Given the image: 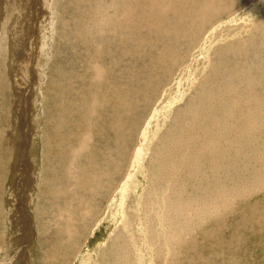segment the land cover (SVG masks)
I'll return each instance as SVG.
<instances>
[{
  "label": "rangeland",
  "instance_id": "rangeland-1",
  "mask_svg": "<svg viewBox=\"0 0 264 264\" xmlns=\"http://www.w3.org/2000/svg\"><path fill=\"white\" fill-rule=\"evenodd\" d=\"M128 1L0 0V163L10 162L0 191V264H264V0ZM113 35L119 43L108 39ZM48 146L61 148L58 156Z\"/></svg>",
  "mask_w": 264,
  "mask_h": 264
},
{
  "label": "bare ground",
  "instance_id": "bare-ground-1",
  "mask_svg": "<svg viewBox=\"0 0 264 264\" xmlns=\"http://www.w3.org/2000/svg\"><path fill=\"white\" fill-rule=\"evenodd\" d=\"M108 1H109V0H108ZM125 1H127V0H125ZM129 1H130V0H129ZM129 1H128V2H129ZM144 1H145V0H144ZM159 1H162V0H159ZM178 1H179V0H178ZM188 1H189V0H188ZM201 1H203V0H201ZM215 1H216V0H215ZM224 1H225V0H224ZM224 1H223V2H224ZM226 1H227V0H226ZM226 1H225V2H226ZM238 1L240 2V0H238ZM249 1H250V0H249ZM253 1H254V0H253ZM253 1H252V3H254ZM257 1H258V0H257ZM111 2H112V1H111ZM120 2H121V1H120ZM150 2H151V1H150ZM166 2H167V1H165V3H166ZM193 2H194V1H193ZM209 2H210V0H209ZM236 2H237V1H236ZM243 2H244V0H243ZM79 3H80V1H79ZM115 3H116V2H115ZM115 3H113V4H115ZM123 3H124V2H123ZM153 3H154V2H153ZM153 3H152V4H153ZM157 3H158V1H157ZM161 3H162V2H161ZM169 3H170V2H169ZM174 3H175V2H174ZM185 3H187V1H186ZM188 3H189V2H188ZM196 3H197V2H196ZM201 3H202V2H201ZM99 4H100V3H99ZM139 4H140V3H139ZM141 4H142V1H141ZM143 4H144V3H143ZM189 4H190V3H189ZM189 4H188V5L186 4L187 7L189 6ZM234 4H236V3H234ZM241 4H242V3H241ZM254 4H255V3H254ZM116 5H117V4H116ZM129 5H130V4H129ZM155 5L157 6L156 2L154 3V8H155ZM162 5H163V4H162ZM162 5H161V7L163 8ZM166 5L169 6V4H166ZM184 5H185V4H184ZM186 5H185V6H186ZM202 5H203V4H202ZM225 5H226V4H225ZM227 5H228V2H227ZM236 5H237V4H236ZM236 5H235V6H236ZM80 6H81V5H80ZM110 6L112 7L111 4H110ZM126 6L128 7V4H127V3H126ZM150 6H151V5H150ZM152 6H153V5H152ZM158 6H160L159 3H158ZM158 6H157V7H158ZM164 6H165V5H164ZM197 6H198V5H197ZM197 6H196V7H197ZM199 6H200V5H199ZM213 6H214V5H213ZM229 6H230V5H229ZM114 7H115V6H114ZM114 7H113V8H114ZM78 8H79V7H78ZM81 8H82V7H81ZM116 8H117V7H116ZM116 8H115V9H116ZM168 8H170V7H168ZM188 8H190V7H188ZM200 8H201V7H200ZM200 8H199V9H200ZM211 8H212V7H211ZM214 8H215V7H214ZM222 8H223V7H222ZM246 8H248V7H246ZM133 9H134V8H133ZM158 9H159V8H158ZM158 9H157V10H158ZM163 9H164V8H163ZM170 9H171V8H170ZM194 9H195V7H194ZM235 9H236V8H235ZM116 10H117V9H116ZM130 10H131V9H130ZM134 10H135V9H134ZM166 10H167V9H165V11H166ZM172 10H173V9H172ZM195 10H196V9H195ZM200 10H202V9H200ZM203 10H204V9H203ZM222 10H223V9H222ZM224 10H225V9H224ZM82 11H83V10H82ZM146 11H147V10H146ZM146 11H145V9H144V12H145L146 15H147V14H148V11H147V12H146ZM163 11H164V10H163ZM177 11H178V10H177ZM189 11H190V10H189ZM207 11H209V9H207ZM212 11H213V10H212ZM215 11H216V10H215ZM226 11H227V10H226ZM245 11H246V10H245ZM178 12H179V11H178ZM178 12H177V13H178ZM198 12H200V11H198ZM204 12H206V11H204ZM227 12H228V11H227ZM124 13H126V12H124ZM145 13H144V14H145ZM149 13H150V12H149ZM171 13H172V12H171ZM201 13H202V12H201ZM240 13H241V12H240ZM40 14H41V13H40ZM109 14H110V12H109ZM122 14H123V12H121V14H120V13H115V14L112 16V18L110 17L111 19H110L109 22L113 23L114 21H118L119 18H120V16H121ZM193 14H194V13H193ZM209 14H210V13H209ZM209 14H208V15H209ZM223 14H224V13H223ZM226 14H228V13L225 12V16H226ZM90 15H91V14H90ZM162 15H163V14H162ZM166 15H168V14H166ZM198 15H199V13H198ZM198 15H197V16H198ZM204 15H205V13H204ZM208 15L206 14L207 17H209ZM210 15H211V14H210ZM88 16H89V15H88ZM102 16H103V15H102ZM155 16H156V15H155ZM193 16H194V15H193ZM214 16H215V14H214ZM214 16H213V17H214ZM236 16H237V15H236ZM49 17H50V16H49ZM132 17H133V16H132ZM153 17H154V16H153ZM234 17H235V16H234ZM103 18H104V17H103ZM197 18H198V17H197ZM199 18H200V17H199ZM219 18H220V17H219ZM90 19H91V18H90ZM97 19H98V18H97ZM142 19H143V18H142ZM191 19H192V18H191ZM208 19H209V18H208ZM217 19H218V18H217ZM217 19H216V20H217ZM105 20H106V19H105ZM176 20H178V19L176 18ZM185 20H186V19H185ZM201 20L203 21V20H205V19L203 18V19H201ZM210 20H211V19H210ZM210 20H207L206 22H208V21H210ZM164 21H165V20H164ZM164 21H163V22H164ZM167 21H169V20H167ZM186 21H187V20H186ZM197 21H198V20H197ZM127 22H128V21H127ZM173 22H175V21H173ZM192 22H193V21H192ZM194 22H195V21H194ZM200 22H201V21H200ZM200 22H199V23H200ZM203 22H204V21H203ZM203 22H202V24H203ZM214 22H215V21H214ZM149 23H150V22H149ZM190 23H191V22H190ZM204 23H205V22H204ZM212 23H213V22H212ZM217 23H218V22H217ZM219 23H220V22H219ZM130 24H131V21H130ZM144 24H145V23H144ZM150 24H151V23H150ZM169 24H170V23H169ZM106 25H107V24H106ZM155 25H156V24H155ZM171 25H172V24H171ZM193 25H194V24H193ZM199 25H201V24H199ZM210 25H211V24H210ZM144 26H145V25H144ZM149 26H151V25L148 24V30H150V32H151L152 30H151V28L149 29ZM86 27L88 28L87 25H86ZM101 27H103V26L101 25ZM108 27H109V26H108ZM119 27H120V26H119ZM172 27H173V26H172ZM198 27H200V29H201V26H198ZM204 27H205V26H204ZM89 28H90V27H89ZM94 28H95V27H94ZM98 28H99V27H98ZM117 28H118V27H116V29H117ZM138 28H140V27H138ZM146 28H147V27H146ZM169 28H170V27H169ZM190 28H191V25H190ZM192 28H193V27H192ZM208 28H209V27H208ZM246 28H248V27H246ZM246 28H245V29H246ZM102 29H103V28H101V30H102ZM135 29H136V28H135ZM140 29H142V28H140ZM188 29H189V28H188ZM188 29H186V30H188ZM204 29H205V28H204ZM103 30H104V29H103ZM124 30H125V29H124ZM144 30L146 31V29H144ZM148 30H147V31H148ZM208 30H209V29H208ZM227 30H228V28H227ZM242 30H243V29H242ZM247 30H249V29H247ZM104 31H105V30H104ZM106 31H107V30H106ZM195 31H196V30H195ZM195 31H194V32H195ZM205 31H206V30H205ZM249 31H250V30H249ZM109 32H110V31H109ZM111 32H112V30H111ZM148 32H149V31H148ZM189 32H190V31H189ZM196 32H197V31H196ZM200 32H201V31H200ZM202 32H203V31H202ZM103 33H104V32H103ZM203 33H204V32H203ZM208 33H209V32H208ZM213 33H214V32H213ZM105 34H107V33H105ZM179 34H180V33H179ZM189 34H190V33H189ZM201 34H202V33H201ZM225 34H226V33H225ZM116 35H119V34H116ZM120 35H121V32H120ZM122 35H123V34H122ZM132 35H133V34H132ZM140 35H141V34H140ZM180 35H181V34H180ZM183 35H184V34H183ZM194 35H195V34H194ZM194 35H193V38L195 39V36H194ZM196 35H197V34H196ZM198 35H199V31H198ZM159 36H160V35H159ZM185 36H186V35H185ZM185 36H184V37H185ZM189 36H191V35H189ZM189 36H188V37H189ZM139 37H140V36H139ZM155 37H156V36H155ZM175 37L178 38L179 36L176 35ZM181 37H182V36H181ZM181 37H180V38H181ZM102 38H103V37H102ZM106 38H107V37H106ZM130 38H131V37H130ZM148 38H149V37H148ZM177 38H176V39H177ZM180 38H179V39H180ZM197 38H198V37H197ZM212 38H213V37H212ZM88 39H89V38H88ZM100 39H101V38H100ZM108 39H109V40H112V42H114L113 40H115L114 43H119V42H120L119 38L115 37L114 35L112 36V39H111V37H108ZM145 39H146V38H145ZM166 39H167V38H166ZM166 39H165V41H166ZM188 39H190V38H188ZM194 39H193V40H194ZM93 40H94V39H93ZM97 40H98V39H97ZM151 40H152V39H151ZM151 40H150V41H151ZM162 40H164V39L162 38ZM95 41H96V40H95ZM150 41H149L148 43H150ZM197 41H198L197 43H199L200 40L197 39ZM87 42H88V41H87ZM96 42H97V41H96ZM157 42H158V41H157ZM121 43H122V42H121ZM152 43H154L153 40H152ZM175 43H176V42H175ZM99 44H100V43H99ZM140 44H141V43H140ZM143 44H144V43H143ZM161 44H162V43H161ZM248 44H249V43H248ZM101 45H107V44H101ZM125 45H126V44H125ZM157 45H158V44H157ZM157 45H156V46H157ZM204 45H205V44H204ZM241 45H243V44H241ZM241 45H240V46H241ZM139 47H140V45H139ZM144 47H145V46H144ZM146 47H147V46H146ZM196 47H197V46H196ZM227 47H228V45H227ZM97 48H98V47H97ZM102 48H103V47H102ZM191 48H192V47H191ZM230 48H232V47H230ZM236 48H237V47H236ZM128 49H129V48H128ZM256 49H257V48H256ZM259 49H260V48H259ZM263 49H264V48H263ZM125 50H126V49H125ZM228 50H229V49H228ZM246 50L248 51V48H247ZM257 50H258V49H257ZM261 50H262V49H261ZM223 51H224V50H223ZM248 52H249V51H248ZM46 54H47V53H46ZM248 54H250V53H248ZM128 55H129V53L127 54V56H128ZM175 55H176V54H175ZM129 56H132V54L129 55ZM137 56H138V55H137ZM142 56H143V55H142ZM142 56H140V57H142ZM144 56H146V55L144 54ZM253 57H255V56H253ZM124 58H125V57H124ZM124 58H123V59H124ZM128 58H129V57H128ZM142 58H143V57H142ZM142 58H141V59H142ZM250 58H251V55H250ZM139 59H140V58H139ZM247 59H249V58H247ZM257 59H258V58H257ZM6 60H7V59H6ZM126 60H127V59H126ZM255 61H256V60H255ZM257 61H258V60H257ZM96 62H97V61H96ZM223 63H224V62H223ZM248 63H249V62H248ZM254 63H255V62H254ZM258 63H259V62H258ZM258 63L256 62V64H258ZM262 63H263V62H262ZM262 63H261V64H262ZM213 64H214V63H213ZM130 65H131V64H130ZM206 65H207V64H206ZM20 66H21V65H20ZM38 66H39V65H38ZM207 66H208V65H207ZM211 66H212V65H211ZM215 66L217 67V65H215ZM215 66H214V67H215ZM220 66H222V65H220ZM232 66H234V65H232ZM257 66H258V65H257ZM261 66H262V65H261ZM208 67H209V66H208ZM231 68H232V67H231ZM212 70H213V67H212ZM98 71H99V70H98ZM217 71H218V70H217ZM29 72H30V71H29ZM31 72H32V71H31ZM118 72H119V71H118ZM120 72H121V71H120ZM218 73H219V72H218ZM218 73H217V74H218ZM247 73H248V72H247ZM117 74H118V73H117ZM222 74L225 75V73H222ZM230 74H231V73H230ZM230 74H229V76H230ZM242 74H243V73H242ZM244 74H245V73H244ZM244 74H243V75H244ZM256 74H257V73H256ZM30 75H31V74H30ZM220 75H221V74H220ZM220 75L218 74V78H220V77L222 76V75H221V76H220ZM248 75H249V74H248ZM254 75H255V74H254ZM219 76H220V77H219ZM98 77H99V76H98ZM225 77H227V76H225ZM225 77H224V78H225ZM260 77L262 78V76H260ZM30 78H31V77H30ZM222 78H223V77H222ZM227 78H228V77H227ZM240 78H241V77H240ZM247 78H248V77H247ZM261 78H260V79H261ZM31 79H32V78H31ZM93 80H94V79H93ZM95 80H96V79H95ZM232 80H234L233 77H232ZM238 80H240V79H238ZM257 80H258V79H257ZM98 81L100 82V80H98ZM195 81H196V80H195ZM249 81H250V79H249ZM253 81H254V79H253ZM229 82H230V81H229ZM231 82H232V81H231ZM254 82H255V81H254ZM223 83H224V82H223ZM226 84H227V82H226ZM241 84H243V83L241 82ZM245 84H246V82H245ZM248 84H249V82H248ZM260 84H261V82H260ZM32 85H33V84H32ZM224 85H225V84H224ZM237 85H238V84H237ZM239 85H240V84H239ZM258 85H259V83H258ZM157 86H158V84H157ZM225 86H226V85H225ZM233 86H234V85H233ZM31 87H32V86H31ZM38 87H39V86H38ZM41 87H42V86H41ZM150 87H151V86H150ZM150 87H149V88H150ZM163 87H164V86H163ZM237 87H238V86H237ZM242 87H243V86H242ZM256 87H258V86H256ZM33 88H34V86H33ZM33 88H31V90H32ZM156 88L159 89L158 87H156ZM195 88H196V87H195ZM243 88H245V87H243ZM19 89H20V88H19ZM29 89H30V88H29ZM38 89H39V88H38ZM106 89H108V88H106ZM106 89H103V90H106ZM147 89H148V88H147ZM150 89H151V88H150ZM157 89H156V90H157ZM246 89H247V88H246ZM246 89H244V90H246ZM249 89H250V88H249ZM249 89H248V90H249ZM251 89H252V88H251ZM256 89H257V88H256ZM256 89H255V90H256ZM259 89H260V88H259ZM103 90H102V91H103ZM236 90H237V89H236ZM244 90H243V91H244ZM262 90H263V89H262ZM34 91H35V90H34ZM96 91H97V89H96ZM110 91H111V90H110ZM161 91H162V90H161ZM240 91H241V89H240ZM240 91H239V94H240ZM258 91H259V90H258ZM258 91H257V93H258ZM105 92H106V91H105ZM108 92H109V91H108ZM232 92H233V91H232ZM252 92H253V91H252ZM261 92H262V91H261ZM32 93H33V92H32ZM157 93H158V92H157ZM228 93L231 94L230 91H229ZM245 93H246V92H245ZM253 93H254V92H253ZM259 93H260V92H259ZM33 94H34V93H33ZM243 94H244V93H243ZM260 94H261V93H260ZM262 94H264V92H262ZM234 95H235V93H234ZM29 96H30V95H29ZM209 96H210V95H209ZM229 96H230V95H229ZM207 97H208V96H207ZM213 97H214V96H213ZM232 97H233V96H232ZM232 97H231V98H232ZM234 97H235V96H234ZM238 97H239V96H238ZM241 97H242V96H241ZM262 97H263V96H262ZM200 98H201V97H200ZM214 98H215V97H214ZM242 98H245V97L243 96ZM212 99H213V98H212ZM216 99H217V97H216ZM227 99H228V98H227ZM235 99H236V98H235ZM238 99H240V98H238ZM257 99H258V98H257ZM261 99H262V98H261ZM205 100H206V99H205ZM207 100H209V99H207ZM210 100H211V99H210ZM230 100H231V99H230ZM241 100H243V99H241ZM263 100H264V98H263ZM211 101H212V100H211ZM233 101H234V100H233ZM243 101H244V100H243ZM248 101H249V100H248ZM261 101H262V100H261ZM261 101H260V103H261ZM37 102H38V101H37ZM216 102H217V101H216ZM230 102H231V101H230ZM241 102H242V101H241ZM254 102H255V101H254ZM31 103H32V101H31ZM199 103H200V101H199ZM239 103H240V102H239ZM245 103H246V102H245ZM249 103H250V102H249ZM249 103H248V104H249ZM203 104L205 105L206 103H203ZM212 104H213V102H212ZM212 104H210V105H212ZM228 104H229V103H228ZM228 104H227V105H228ZM242 104H243V103H242ZM215 105H216V104H215ZM217 105H218V102H217ZM217 105H216V106H217ZM231 105H232V104H231ZM250 105H252V103H251ZM262 105H263V104H262ZM202 106H203V105H202ZM207 106H208V105H207ZM239 106H240V105H239ZM220 107H221V106H220ZM248 107H249V106H248ZM37 108H38V107H37ZM204 108H205V111H206V107H204ZM209 108H212V107L210 106ZM209 108H208V109H209ZM213 108H215V107H213ZM223 108H226V106H224ZM249 108H250V107H249ZM249 108H248V110H249ZM208 109H207V110H208ZM218 109L220 110L219 106H218ZM221 109H222V108H221ZM234 109H235V107H234ZM237 109H238V107H237ZM240 109H241V108H240ZM250 109H251V108H250ZM256 109H257V107H256ZM201 110H202V109H201ZM201 110H200V111H201ZM243 110H244V109H243ZM198 111H199V110H198ZM208 111H209V110H208ZM231 111H232V110H231ZM254 111H256V110H254ZM36 112H37V111H36ZM202 112H203V111H202ZM202 112H201V114H202ZM233 112H235V111L233 110ZM233 112H232V113H233ZM241 112H242V111H241ZM236 113H237V112H236ZM239 113H240V112H239ZM253 113H254V112H253ZM257 113H258V112H257ZM198 114H200V113H198ZM204 114H205V113H204ZM213 114H215V113H213ZM213 114H211V116H212ZM228 114H229V113H228ZM237 114H238V113H237ZM243 114H244V113H243ZM261 114H262V112H261ZM196 115H197V114H196ZM207 115H208V113H207ZM217 115H218V114H217ZM229 115H230V114H229ZM229 115H228V116H229ZM250 115H251V114H250ZM29 116H30V115H29ZM38 116H39V115H38ZM197 116H198V115H197ZM202 116H203V115H202ZM209 116H210V115H209ZM225 116H226V115H225ZM231 116H232V115H231ZM236 116H237V115H236ZM236 116H235V117H236ZM253 116H255V115H253ZM259 116H260V115H259ZM259 116H256V117H259ZM195 117H196V116H195ZM199 117H201V116H199ZM199 117H198V119H199ZM205 117H207V116H205ZM205 117H204V118H205ZM239 117H240V116H239ZM261 117H262V116H261ZM216 118H217V117H216ZM216 118H215V119H216ZM229 118H230V117H229ZM229 118H228V119H229ZM247 118H248V117H247ZM252 118H253V117H252ZM179 119H180V118H179ZM185 119H186V118H185ZM190 119H191V117H190ZM190 119H189V120H190ZM198 119H197V120H198ZM205 119H206V118H205ZM205 119H204V121H205ZM225 119H226V118H225ZM231 119H232V118H231ZM236 119H238V118L236 117ZM244 119H245V118H244ZM259 119H260V117H259ZM259 119H258V120H259ZM182 120H184V119H182ZM208 120H210V118H208ZM211 120H212V119H211ZM217 120H218V119H217ZM234 120H235V119H234ZM234 120H233V121H234ZM238 120H239V119H238ZM238 120H237V121H238ZM258 120H257V121H258ZM36 121H37V120H36ZM215 121H216V120H215ZM215 121H214V122H215ZM219 121H220V120H219ZM222 121H223V120H222ZM227 121H228V120H227ZM235 121H236V120H235ZM247 121H248V120H247ZM247 121H246V122H247ZM252 121H254V120H252ZM186 122H187V121H186ZM189 122H191V120H190ZM192 122H193V121H192ZM199 122H200V121H199ZM201 122H202V121H201ZM241 122H243V121H241ZM244 122H245V121H244ZM254 122H255V121H254ZM262 122H263V121H262ZM262 122H261V123H262ZM178 123H180V122L178 121ZM197 123H198V122H197ZM197 123H196V124H197ZM216 123H217V122H216ZM229 123H230V122H229ZM29 124H30V123H29ZM206 124H207V123H206ZM223 124H224V123H223ZM242 124H243V123H242ZM252 124H253V123H252ZM181 125L184 126L183 123H182ZM198 125H199V124H198ZM203 125H204V122H203ZM220 125H221V124H220ZM233 125H234V124H233ZM248 125H249V123H248ZM248 125H247V126H248ZM261 125H262V124H260V126H261ZM175 126H177V125H175ZM209 126H210V125H209ZM214 126H215V124H214ZM226 126H227V125H226ZM238 126H239V125H238ZM240 126H241V125H240ZM250 126H251V125H250ZM253 126H254V125H253ZM256 126H257V125H256ZM30 127L33 128V126H30ZM34 127H35V126H34ZM54 127H55V126H54ZM82 127H83V126H82ZM194 127H195V126H194ZM196 127H197V126H196ZM199 127H200V125H199ZM205 127H206V126H205ZM217 127H218V126H217ZM222 127H223V126H222ZM224 127H225V126H224ZM233 127H234V126H233ZM38 128H39V127H38ZM173 128H174V126H173ZM206 128H207V127H206ZM210 128H211V127H210ZM218 128H219V127H218ZM59 129H60V127H59ZM191 129H193V128H191ZM194 129H195V131H196L197 128H194ZM201 129H202V127H201V128H198V130H201ZM221 129H222V128H221ZM223 129H224V128H223ZM233 129H234V128H233ZM31 130H32V129H31ZM31 130H30V131H31ZM34 130H35V129H34ZM172 130H173V129H172ZM174 130H175V129H174ZM198 130H197V131H198ZM203 130H204V129H203ZM224 130H225V129H224ZM230 130H231V129H230ZM230 130L228 131V129H227V131H228L229 133H230ZM36 131H37V129H36ZM54 131H55V130H54ZM182 131H183V130H182ZM188 131H189V130H188ZM188 131H187V132H188ZM197 131H196V132H197ZM206 131H207V129H206ZM206 131H205V132H206ZM61 132H62V131H61ZM176 132H177V130L175 131V133H176ZM178 132H179V128H178ZM192 132H193V131H192ZM196 132H195V133H196ZM199 132H200V131H199ZM34 133L36 134V132H34ZM41 133H42V131H41ZM41 133H39V134L41 135ZM197 133H198V132H197ZM222 133H223V132H222ZM30 134H32V131L30 132ZM50 134H53V135H54L55 133H50ZM177 134H178V133H177ZM201 134H202V133H201ZM208 134L210 135L209 131H208ZM208 134H207V135H208ZM237 134L239 135V133H237ZM33 135H34V134H33ZM80 135H82V136H81V138H80L79 141H84V136H83V134H80ZM170 135H171V134H170ZM213 135H214V134H213ZM235 135H236V134H235ZM11 136H12V135H11ZM11 136H10V137H11ZM45 136H46V135H45ZM50 136H51V135H50ZM175 136H176V135H175ZM178 136H179V135H178ZM181 136H183V135H181ZM184 136H185V135H184ZM193 136H194V135H193ZM211 136H212V135H211ZM216 136H217V135H216ZM231 136H232V135H231ZM240 136H241V135H240ZM10 137H9V138H10ZM60 137H61V134H60ZM179 137H180V136H179ZM179 137H176V138H179ZM208 137H209V136H208ZM225 137H226V136H225ZM233 137H235V136H233ZM29 138H30V137H29ZM42 138H43V137H42ZM55 138H56V137H55ZM169 138H170V136H169ZM181 138L183 139V137H181ZM185 138H186V136H185ZM190 138H191V137H190ZM217 138H218V137H217ZM221 138H222V136H221ZM229 138H231V137H229ZM258 138H259V137H258ZM43 139H44V138H43ZM58 139H59V138H57V140H58ZM179 139H180V138H179ZM186 139H187V138H186ZM203 139H205V138H203ZM213 139H214V138H213ZM213 139H212V140H213ZM215 139H216V137H215ZM240 139H242V137H241ZM11 140H12V139H11ZM29 140H30V139H29ZM41 140H42V139H41ZM62 140H63V139H61L60 141L62 142ZM170 140H171V139H170ZM172 140H175V138L173 139V137H172ZM187 140H188V139H187ZM233 140H234V139H233ZM242 140H244V139H242ZM31 141H32V140H31ZM46 141H47V140H46ZM52 141H53V140H52ZM79 141H78V142H79ZM176 141H177V139H176ZM190 141H192V138H191ZM204 141H205V140H204ZM204 141H203V142H204ZM210 141H211V140H210ZM220 141H221V140H220ZM244 141H245V140H244ZM29 142H30V141H29ZM38 142H39V141H38ZM41 142H42V141H41ZM71 142H72V141H71ZM183 142L185 143V141H183ZM206 142H209V141L206 140ZM211 142H212V141H211ZM224 142H225V141H224ZM237 142H238V141H237ZM237 142H236V143H237ZM241 142H242V141H241ZM256 142H257V141H256ZM8 143H9V142H8ZM51 143H52V142H51ZM51 143H50V144H51ZM76 143H77V142H76ZM79 143H81V142H79ZM79 143H78V144H79ZM166 143H167V140H166ZM172 143H173V142H172ZM176 143H177V142H176ZM212 143H213V142H212ZM218 143H219V142H217L216 144H218ZM225 143H226V142H225ZM238 143H239V142H238ZM31 144H32V143H31ZM33 144H34V143H33ZM38 144H39V143H38ZM48 144H49V143H48ZM48 144H47V145H48ZM56 144H57V142H56ZM59 144H61V143H59ZM78 144H77V145H78ZM169 144H170V143H169ZM178 144L180 145V143H178ZM178 144H177V145H178ZM210 144H211V143H210ZM213 144H214V143H213ZM220 144H221V143H220ZM223 144H224V143H223ZM245 144H246V143H245ZM262 144H263V143H262ZM41 145H42V144H41ZM69 145H70V144H69ZM81 145H82V144H81ZM81 145H80V146H81ZM167 145H168V143H167ZM182 145H183V144H182ZM193 145H194V144H193ZM198 145H199V144H198ZM200 145H201V144H200ZM204 145H205V143H204ZM204 145H202L201 147H203ZM207 145H208V144H207ZM218 145H219V144H218ZM224 145H225V144H224ZM239 145H240V144H239ZM253 145H254V144H253ZM27 146H28V145H27ZM42 146H43V145H42ZM42 146H41V147H42ZM49 146H50V145H49ZM49 146L46 148V150L51 151L50 153L53 152L52 154H56V153L58 154V152H56V151H58V150L61 149V148H57L58 150L55 149V150H56V151H55V150L52 149L53 147L50 148ZM55 146H57V145H55ZM60 146H61V145H60ZM168 146H169V145H168ZM170 146L173 147V144L170 145ZM184 146H186V145H184ZM190 146H191V145H190ZM190 146H189V147H190ZM196 146H197V145H196ZM230 146H231V144H230ZM237 146H238V145H237ZM242 146H244V145H242ZM242 146H241V147H242ZM263 146H264V145H263ZM32 147H33V146H32ZM61 147H63V146H61ZM115 147H116V146H115ZM189 147H188V148H189ZM192 147H193V146H192ZM198 147H199V146H198ZM213 147H214V146H213ZM247 147H248V146H247ZM12 148H13V147L11 146V149H12ZM33 148H34V147H33ZM33 148H32V149H33ZM43 148H44V147H43ZM72 148H73V145H72ZM78 148H79V147H78ZM81 148H82V147H81ZM183 148H184V147H183ZM196 148H197V147H195V149H196ZM210 148H211V147H210ZM219 148H221V147H219ZM257 148H258V147H257ZM1 149H2V148H1ZM6 149H9V148L7 147ZM27 149H30V148H27ZM34 149H35V148H34ZM37 149H39V148H37ZM44 149H45V148H44ZM74 149H75V148H74ZM74 149H73V150H74ZM180 149H181L180 151H182L181 145H180ZM186 149H187V147H186ZM192 149H193V148H192ZM201 149H202V148H201ZM211 149H212V148H211ZM213 149H214V148H213ZM213 149H212V150H213ZM217 149H218V148H217ZM248 149H249V148H248ZM259 149H260V147H259ZM14 150H15V149H12L13 152L11 151V153H13V155L15 154ZM25 150H26V149H25ZM41 150H42V149H41ZM80 150H81V149H80ZM165 150H166V149H165ZM167 150H168V149H167ZM167 150H166V151H167ZM171 150H172V149H171ZM171 150H170V151H171ZM175 150H176V149H175ZM202 150H203V149H202ZM214 150H216V149H214ZM214 150H213V151H214ZM227 150H228V149H227ZM240 150H241V149H240ZM243 150H245V149H243ZM250 150H251V149H250ZM8 151H10V150H8ZM26 151H29V150H26ZM32 151H33V150H32ZM32 151H31V153H32ZM35 151H36V150H35ZM37 151L39 152V150H37ZM63 151L65 152V150H63ZM199 151H200V150H199ZM206 151H207V149H206ZM206 151H204L203 153L205 154ZM223 151H224V150H223ZM236 151H237V150H235V152H236ZM261 151H262V149H261ZM6 152H7V151L5 150L4 153H6ZM29 152H30V151H29ZM42 152H43V151H42ZM66 152H67V151H66ZM172 152H173V151H172ZM195 152H197V151H195ZM216 152H217V151H216ZM218 152H219V151H218ZM226 152H227V151H226ZM247 152H248V151H247ZM259 152H260V151H259ZM25 153H26V152H25ZM27 153H28V152H27ZM34 153H35V152H34ZM36 153H37V152H36ZM36 153H35V154H36ZM69 153H70V152H69ZM170 153H171V152H170ZM182 153H184V152H182ZM197 153H198V152H197ZM199 153H202V152H199ZM212 153H213V152H212ZM212 153H211V154H212ZM238 153H239V152H238ZM243 153H245V152H243ZM254 153H255V152H254ZM8 154H9V153H8ZM28 154H29V153H28ZM40 154H41V156H42V153H40ZM48 154H49V153H48ZM57 154H56V155H57ZM60 154H61V153H59V155H60ZM66 154H67V153H66ZM66 154H64V155H66ZM84 154H85V153H84ZM168 154H169V153H168ZM177 154H178V153H177ZM177 154H176V156L174 155L175 158L177 157ZM191 154H192V152H191ZM195 154H196V153H195ZM204 154H203V155H204ZM206 154H207V153H206ZM206 154H205V155H206ZM222 154H223V153H222ZM241 154H242V153H241ZM262 154H263V151H262ZM24 155H25V154H24ZM26 155H27V154H26ZM29 155H30V154H29ZM33 155H34V154H33ZM36 155L38 156V154H36ZM181 155H183V154H181ZM181 155H180V156H181ZM185 155H187V152L185 153ZM229 155H231V154H229ZM237 155H238V154H237ZM245 155H246V153H245ZM248 155H249V157H251V155H250L249 153H248ZM2 156H3V155H2ZM2 156H0V157L2 158ZM5 156H6V155H5ZM5 156H3V158H6ZM14 156H15V155H14ZM14 156L12 157V163H11L12 166L14 165V161H16ZM34 156H35V155H34ZM34 156H31V155H30L29 157H32V158H33ZM57 156H58V155H57ZM61 156H62V155H61ZM67 156H68V155H67ZM69 156H70V155H69ZM72 156L74 157L75 155H72ZM158 156H159V155H158ZM160 156H161V155H160ZM166 156H167V154H166ZM174 156H173V157H174ZM178 156H179V154H178ZM7 157H9V156H7ZM52 157H53V156H52ZM54 157H55V156H54ZM62 157H63V156H62ZM62 157H61V158H62ZM75 157H76V156H75ZM81 157H84V156H81ZM185 157H186V156H185ZM192 157H193V156H192ZM197 157H201V156H198V155H197ZM202 157H203V156H202ZM202 157H201V158H202ZM206 157H207V156H206ZM232 157H233V156H232ZM3 158H2V159H3ZM27 158H28V157H25V156H24V159H26L25 162H27V166H28V165H29V160H27ZM35 158H36V157H35ZM37 158H38V157H37ZM37 158H36V159H37ZM39 158H40V157H39ZM56 158H57V157H56ZM56 158H55V159H56ZM61 158H60V159H61ZM77 158H78V157H77ZM179 158H180V157H178V159H179ZM182 158H183V157H182ZM188 158H189V155H188ZM201 158H200V159H201ZM203 158H204V157H203ZM235 158H236V157H235ZM256 158H257V157H256ZM22 159H23V158H22ZM30 159H31V158H30ZM83 159H85V158H83ZM156 159H157V158H156ZM166 159H167V158H166ZM178 159H177V160H178ZM184 159H185V158H184ZM192 159H193V158H192ZM196 159H198V158H196ZM207 159H208V158H206V160H207ZM213 159H214V160H213V162H214V161H215L214 156H213ZM219 159H220V157H219ZM222 159H223V158H222ZM230 159H231V158H230ZM232 159H234V158H232ZM6 160H7V159L2 160V161H5V163H4V162H3V163H0V191H1V189H2V180H3L4 177L6 176L7 171H8V166H9V164H10V162L7 161L8 165H6ZM43 160H44V159H43ZM53 160H54V159H53ZM65 160H66V159H65ZM65 160H63V162H64ZM77 160H78V159H77ZM104 160H105V158H104ZM189 160H191V159H189ZM198 160H199V159H198ZM201 160L203 161V159H201ZM224 160H225V159H224ZM238 160H239V158H238ZM252 160H253V159H252ZM258 160H259V159H258ZM261 160H262V159H261ZM31 161H34V160H31ZM31 161H30V167L32 166V164H33V165H36V164H34L35 162L32 163ZM36 161H38V160H36ZM56 161H57V160H56ZM175 161H176V159H175ZM180 161H181V160H180ZM180 161L178 160V162H180ZM182 161H183V160H182ZM202 161H201V162H202ZM25 162H24V163H25ZM38 162H39V161H38ZM42 162H43V161H42ZM47 162H48V161H47ZM52 162H53V161H52ZM57 162L59 163V160H58ZM75 162H76V161H75ZM78 162H79V161H78ZM84 162H85V160H84ZM155 162H156V161H155ZM183 162H184V161H183ZM185 162H186V161H185ZM189 162H190V161H189ZM217 162H219V160H218ZM249 162H250V160H249ZM255 162H256V161H255ZM40 163H41V162H40ZM55 163H56V162H55ZM197 163H198V162H197ZM232 163H233V162H232ZM235 163H236V161H235ZM238 163H239V162H238ZM261 163H262V161H261ZM52 164H53V163H52ZM153 164H154V162H153ZM182 164H183V163H182ZM184 164H185V163H184ZM191 164H193V160H192V163H191ZM212 164H213V163H212ZM214 164H215V163H214ZM217 164H218V163H217ZM224 164H225V162H224ZM249 164H250V163H249ZM251 164H253V163L251 162ZM258 164H259V161H258ZM55 165H57V163H56ZM74 165H76V164H74ZM74 165H73V166H74ZM77 165H78V164H77ZM80 165H81V163H80ZM84 165H85V163H84ZM185 165H186V164H185ZM185 165H184V167H185ZM187 165H188V164H187ZM189 165H190V163H189ZM201 165H202V164H201ZM206 165H207V163H206ZM220 165H221V163H220ZM15 166H17V161H16V163H15V165H14V168H15ZM47 166H48V165H47ZM51 166L53 167V165H51ZM60 166H61V165H58V166H57V167H59V170H60ZM78 166H79V165H78ZM194 166H196V165H194ZM194 166H193V167H194ZM213 166H214V165H213ZM32 167H33V166H32ZM82 167H83V166H82ZM84 167H85V166H84ZM154 167H155V166L153 165V168H154ZM156 167H157V166H156ZM188 167H189V166H188ZM190 167H191V166H190ZM193 167H192V169L195 168V167H194V168H193ZM198 167H200V166H198ZM204 167H205V166H204ZM204 167H203V168H204ZM240 167H241V166H240ZM246 167H247V166H246ZM250 167H252V166H250ZM253 167H254V164H253ZM259 167H260V166H259ZM14 168H13V170H14ZM36 168H37V167H35V169L33 168V169H34L33 174L36 173V171H37ZM39 168H40V167H39ZM39 168H38V169H39ZM80 168H81V167L79 166V169H80ZM182 168H183V167H182ZM185 168H186V167H185ZM200 168H201V167H200ZM211 168H213V167H211ZM255 168H256V167H255ZM261 168H262V166H261ZM28 169H29V168H28ZM28 169H27V171L30 172V170H28ZM41 169H42V168H41ZM56 169H57V168H56ZM74 169H75V167H74ZM76 169H77V167H76ZM111 169H112V168H111ZM111 169H109V170H111ZM186 169H187V168H186ZM196 169H198V168H196ZM204 169H207V168H204ZM214 169H215V168H214ZM236 169H238V168H236ZM248 169H249V168H248ZM35 170H36V171H35ZM77 170H78V169H77ZM107 170H108V169H107ZM109 170H108V171H109ZM112 170H113V169H112ZM112 170H111V171H112ZM157 170H158V169H157ZM180 170H181V169H180ZM183 170H184V169H183ZM189 170H190V168H189ZM201 170H203V169H201ZM210 170L212 171L213 169H210ZM210 170H209V171H210ZM216 170H217V169H216ZM224 170H225V169H224ZM243 170H244V169H243ZM249 170H250V169H249ZM155 171H156V170H155ZM181 171H182V170H181ZM184 171H186V170H184ZM194 171H195V170H194ZM198 171H199V170H198ZM225 171H226V170H225ZM230 171H231V170H230ZM256 171H257V170H256ZM39 172H40V170H39ZM39 172H37V174H38ZM56 172H58V171H56ZM78 172H79V171H78ZM105 172H106V171H105ZM156 172H157V171H156ZM188 172H190V171H188ZM196 172H197V171H196ZM214 172H215V171H214ZM26 173H28V172H26ZM47 173H48V172H47ZM50 173H51V171H50ZM50 173H49V174H50ZM58 173H59V172H58ZM58 173H57V174H58ZM108 173H109V172H108ZM111 173H112V172H111ZM182 173H183V171H182ZM184 173H185V172H184ZM206 173H207V172H206ZM215 173H216V172H215ZM215 173H213V174H215ZM249 173H250V172H249ZM252 173H253V172H252ZM43 174H44V173H43ZM104 174H105V173H104ZM202 174H203V173H202ZM226 174H227V173H226ZM233 174H234V173H233ZM8 175H9V174H8ZM8 175H7V178H8ZM26 175H27V174H26ZM26 175H25V176H26ZM34 175H35V174H34ZM34 175H32V177H34ZM38 175H40V174H38ZM44 175H45V174H44ZM84 175H85V174H84ZM84 175H83V176H84ZM105 175H107V174H105ZM109 175H110V174H109ZM153 175H154V174H153ZM155 175H156V174H155ZM193 175H194V174H193ZM196 175L199 176L198 174H196ZM200 175H201V174H200ZM205 175H206V174H205ZM207 175H210V174H207ZM258 175H259V174H258ZM45 176H46V175H45ZM56 176H57V175H56ZM189 176H190V175H189ZM210 176H211V175H210ZM220 176H221V175H220ZM245 176H246V175H245ZM255 176H256V175H255ZM255 176H253V177H255ZM259 176H260V175H259ZM14 177H15V176H14ZM14 177H13V178H14ZM26 177H27V176H26ZM37 177L39 178V176H37ZM41 177H42V176H41ZM53 177H54V176H53ZM84 177H85V176H84ZM154 177H156V176H154ZM157 177H158V176H157ZM192 177H193V176H192ZM204 177H205V176H204ZM217 177H219V176H217ZM217 177H216V178H217ZM221 177H222V176H221ZM23 178H24V177H23ZM34 178H35V177H34ZM42 178H43V177H42ZM55 178H56V177H55ZM197 178L200 179V177H197ZM206 178H207V177H206ZM8 179H9V178H8ZM14 179H15V178H14ZM44 179H45V178H44ZM47 179H48V178H47ZM49 179H50V178H49ZM165 179H166V178H165ZM189 179H192V178H189ZM195 179H196V178H195ZM217 179H218V178H217ZM219 179H220V178H219ZM219 179H218V180H219ZM254 179H255V178H253V180H254ZM4 180H5V179H4ZM31 180H32V182H34L33 179H31ZM31 180L29 181L30 183H31ZM34 180H36V179H34ZM84 180H85V178H84ZM167 180H168V179H167ZM173 180H174V179H173ZM218 180H217V181H218ZM224 180H225V177H224ZM248 180H249V179H248ZM253 180L251 179V181H253ZM256 180H257V179H256ZM9 181H10V179H9ZM15 181H16V180H15ZM42 181H43V180H42ZM175 181H176V180H175ZM181 181H182V180H181ZM184 181H185V180H184ZM193 181H194V177H193ZM202 181H203V178H202ZM23 182H24V180L22 181L21 184H23ZM35 182H37V181H35ZM38 182H39V181H38ZM40 182H41V181H40ZM51 182H52V181H51ZM54 182H56V181H54ZM124 182H125V181H124ZM153 182H154V181H153ZM157 182H158V180H157ZM159 182H160V181H159ZM167 182H168V181H167ZM169 182H170V181H169ZM186 182H187V181H186ZM189 182H190V181H189ZM208 182H209V181H208ZM4 183H5V182H4ZM6 183H8V182H6ZM26 183H27V182H26ZM165 183H166V182H165ZM173 183H175V182H173ZM179 183H180V182H179ZM179 183L177 182V186H178ZM181 183H183V182H181ZM192 183H193V182H192ZM236 183H237V182H236ZM244 183H245V182H244ZM248 183H249V182H248ZM11 184H12V182H11ZM32 184H33V183H32ZM42 184H43V183H42ZM153 184H154V183H152V185H153ZM160 184H161V183H160ZM208 184H209V183H208ZM221 184H222V183H221ZM254 184H255V183H254ZM13 185H14V184H13ZM154 185H155V184H154ZM154 185H153V186H154ZM156 185H157V184H156ZM171 185H172V183H171ZM173 185H174V184H173ZM181 185H183V184H181ZM204 185H205V184H204ZM226 185H227V184H226ZM226 185H225V186H226ZM230 185H231V184H230ZM240 185H241V184H240ZM164 186H165V185H164ZM193 186H194V185H192V187H193ZM223 186H224V185H223ZM223 186H222V188H223ZM246 186H247V185H246ZM256 186H257V184H256ZM40 187H41V186H40ZM155 187H156V186H155ZM166 187H167V186H166ZM169 187H170V186H169V184H168V187H167V188L169 189ZM172 187H173V186H172ZM174 187H175V186H174ZM186 187H187V186H186ZM249 187H250V186H249ZM254 187H255V186H254ZM23 188H24V187H23ZM58 188H59V187H58ZM152 188H153V187H152ZM152 188H151V189H152ZM157 188H158V187H157ZM157 188H156V189H157ZM160 188H162V187L160 186ZM213 188H214V187H213ZM215 188H216V187H215ZM218 188H219V186H218ZM28 189H29V188H28ZM39 189H40V188H39ZM59 189L61 190V188H59ZM164 189H166V188L164 187ZM187 189H188V188H187ZM208 189H209V188H208ZM230 189H231V188H230ZM239 189H240V188H239ZM257 189H258V188H257ZM161 190H162V189H161ZM172 190H173V189H172ZM172 190L170 191V193L172 192ZM177 190H178V188L176 189V191H177ZM182 190H183V189H182ZM188 190H189V189H188ZM188 190H186V191H188ZM192 190H194V189H192ZM192 190H191V191H192ZM205 190H206V188H205ZM210 190H211V189H210ZM210 190H209V191H210ZM212 190H213V189H212ZM216 190H217V189H216ZM234 190H235V189H234ZM259 190H260V189H259ZM153 191H154V189H153ZM165 191H166V190H165ZM168 191H169V190H168ZM168 191H167V192H168ZM174 191H175V190H174ZM227 191H228V190H227ZM83 192H84V191H83ZM149 192H150V191H149ZM155 192H156V191H155ZM178 192H181L180 189H179ZM192 192H193V191H192ZM202 192H203V191H202ZM202 192H201V193H202ZM205 192H206V191H205ZM243 192H244V191H243ZM243 192H242V193H243ZM1 193H2V192H1ZM162 193H163V192H162ZM182 193H183V192H182ZM182 193H181V194H182ZM197 193H198V192H197ZM223 193H224V192H223ZM244 193H245V192H244ZM258 193H259V192H258ZM32 194H33V193H32ZM32 194H31V195H32ZM56 194H57V193H56ZM80 194H81V193H80ZM154 194H155V193H154ZM160 194H161V193H160ZM177 194H178V193H177ZM177 194H176V195H177ZM185 194H186V193H185ZM214 194H215V193H214ZM218 194H219V193H218ZM224 194H225V193H224ZM245 194H247V193H245ZM260 194H261V193H260ZM29 195H30V194H29ZM29 195H27V196H29ZM163 195H164V194H163ZM174 195H175V194H174ZM176 195H175V196H176ZM186 195H187V194H186ZM226 195H227V194H226ZM83 196H84V195H83ZM181 196H182V195H181ZM201 196H202V195H201ZM204 196H205V195H204ZM206 196H207V195H206ZM219 196H222V195H219ZM229 196H230V195H229ZM248 196H249V195H248ZM29 197L31 198V196H29ZM32 197H34V196L32 195ZM146 197H147V196H146ZM177 197H178V196H177ZM177 197H176V199H177ZM186 197H187V196H186ZM216 197H218V196L216 195ZM26 198H27V197H26ZM79 198H81V196H80ZM161 198H162V197H161ZM161 198H160V199H161ZM163 198H164V197H163ZM179 198H180V197H178V199H179ZM183 198H184V197H183ZM183 198H182V199H183ZM193 198H194V197H193ZM213 198H214V197H213ZM221 198H222V197H221ZM229 198H230V197H229ZM241 198H242V197H241ZM244 198H245V197H243V199H244ZM246 198H248V197H246ZM27 199H29V198H27ZM147 199H148V198H147ZM149 199H150V198H149ZM180 199H181V198H180ZM182 199H181V200H182ZM185 199H186V198H185ZM202 199H203V198H202ZM217 199H218V198H217ZM243 199H240V200L242 201ZM251 199H252V198L250 197V201H251ZM263 199H264V198H263ZM29 200H31V199H29ZM78 200L80 201V199H78ZM156 200H157V199H156ZM161 200H162V199H161ZM256 200H257V199H256ZM31 201H32V200H31ZM150 201H154V203H155V200H150ZM150 201H149V202H150ZM162 201H163V200H162ZM164 201H165V200H164ZM178 201H179V200H178ZM188 201H189V200H188ZM190 201H191V200H190ZM258 201H260V199H259ZM143 202H144V200H143ZM146 202H147V201H146ZM149 202H148V203H149ZM169 202H170V201H169ZM182 202H184V199H183ZM182 202H180V203H182ZM203 202H204V201H203ZM211 202H212V201H211ZM214 202H215V200H214ZM214 202H213V203H214ZM150 203H151V202H150ZM152 203H153V202H152ZM160 203H161V202H160ZM162 203H163V202H162ZM162 203H161V204H162ZM173 203H174V202H173ZM173 203H171V204L173 205ZM189 203L191 204V202H189ZM197 203H198V202H197ZM197 203H196V204H197ZM242 203H243V202H242ZM244 203H246V202H244ZM249 203H250V202H249ZM261 203H262V200H261ZM27 204H28V203H27ZM161 204H160V205H161ZM165 204H166V203H165ZM167 204H168V203H167ZM167 204H166V205H167ZM210 204H211V203H210ZM217 204H218V203H217ZM217 204H216V205H217ZM246 204H247V203H246ZM254 204H255V203H254ZM158 205H159V203H158ZM172 205H171V206H172ZM176 205L178 206V204H176ZM184 205H185V204H183L182 206H184ZM201 205H202V204H201ZM256 205H257V204H256ZM145 206H146V205H145ZM153 206L156 207L155 204H153ZM179 206H181V205L179 204ZM210 206H211V205H210ZM220 206H221V205H220ZM238 206H239V205H238ZM253 206H254V205H253ZM259 206H260V205H259ZM263 206H264V205H263ZM151 207H152V206H151ZM154 207H152V209H153ZM163 207H165V205H164ZM167 207H169V206L167 205ZM172 207H173V206H172ZM172 207H170V209H171ZM174 207H175V206H174ZM185 207H186V206H185ZM187 207H189V206L187 205ZM187 207H186V208H187ZM212 207H213V206H212ZM215 207H216V206H215ZM240 207H241V206H239L238 209H239ZM245 207H246V206H245ZM149 208H150V206H149ZM203 208H204V207H202V209H203ZM208 208H209V206H208ZM208 208H207V209H208ZM247 208H249V207H247ZM263 208H264V207H263ZM145 209H146V208H145ZM145 209H144V210H145ZM159 209L163 211V209L158 208V210H159ZM167 209H169V208H167ZM172 209H173V208H172ZM175 209H176V208H175ZM191 209H192V208H191ZM207 209H206V210H207ZM217 209H218V208H217ZM245 209H246V208H245ZM245 209H244V211H245ZM249 209H253V208H249ZM155 210H156V209H155ZM173 210H174V209H173ZM188 210H189V209H188ZM192 210H193V209H192ZM212 210L214 211V208H213ZM212 210H211V211H212ZM196 211H197V209H196ZM259 211H260V210H259ZM261 211H262V209H261ZM263 211H264V209H263ZM263 211H262V212H263ZM157 212H159V211H157ZM167 212H168V211H167ZM171 212H172V211H171ZM171 212H170V213H171ZM176 212H177V211H176ZM194 212H195V211H194ZM207 212H208V211H207ZM221 212H222V211H221ZM249 212H250V211H249ZM262 212H260V214H261ZM168 213H169V212H168ZM180 213H181V212H180ZM188 213H190V214H188ZM188 213H187V215L190 216V215H191V212L188 211ZM195 213L197 214V213H199V212H195ZM216 213H217V212H216ZM245 213H246V212H245ZM163 214H164V213L162 212V215H163ZM196 214H195V215H196ZM200 214H202V212H201ZM210 214H211V213H210ZM213 214H214V212H213ZM217 214H218V213H217ZM237 214H238V213H237ZM251 214H252V213H251ZM254 214H255V213H254ZM257 214H259V212H258ZM157 215H158V214H157ZM164 215H165V214H164ZM203 215H204V213H203ZM205 215H206V214H205ZM205 215H204V216H205ZM208 215H209V213H208ZM218 215H219V214H218ZM245 215H247V214H245ZM152 216H153V215H152ZM152 216H150L149 218H151ZM182 216H183V215H182ZM189 216H188V217H189ZM191 216H192V215H191ZM199 216H200V215H199ZM210 216H211V215H210ZM248 216H249V215H248ZM142 217H144V216H142ZM142 217H141V218H142ZM153 217H154V216H153ZM163 217H164V216H163ZM165 217H166V216H165ZM207 217H208V216H207ZM220 217H221V215H220ZM220 217L217 216L218 219H219ZM141 218H140V219H141ZM156 218H159V217H156ZM160 218H161V216H160ZM199 218L202 219V218H204V217H199ZM199 218L197 217V220H199ZM249 218H250V217H249ZM253 218H254V217H253ZM161 219H162V218H161ZM167 219H169V218H167ZM167 219H166V220H167ZM186 219H188V218H186ZM192 219H193V218H192ZM222 219H225V218H222ZM259 219H260V218H259ZM170 220H171V219H170ZM172 220H173V219H172ZM195 220H196V219H195ZM203 220H204V219H203ZM215 220H216V219H215ZM215 220H214V223L216 222ZM226 220L229 221V219H225V220H223L221 223H226ZM141 221H142V220H141ZM150 221H151V220H150ZM156 221H157V220H156ZM179 221H180V220H179ZM189 221H190V220H189ZM193 221H194V220H193ZM205 221H206V220H205ZM207 221H208V220H207ZM224 221H225V222H224ZM243 221H244V220H243ZM261 221H262V220H261ZM142 222H143V221H142ZM152 222H153V221H152ZM152 222H151V223H152ZM157 222H159V220H158ZM160 222H161V221H160ZM160 222H159V223H160ZM168 222H169V221H168ZM168 222H167L166 224H168ZM170 222H171V221H170ZM175 222H176V221H175ZM183 222H184V221H183ZM197 222H198V221H197ZM199 222H200V221H199ZM199 222H198V224H199ZM212 222H213V221H212ZM235 222H236V221H235ZM237 222H239V221H237ZM237 222H236V223H237ZM256 222H257V220H256ZM140 223H141V222H140ZM144 223H145V222H144ZM155 223H156V222H155ZM162 223H163V222H162ZM171 223H172V222H171ZM185 223H186V222H185ZM189 223H190V222H189ZM191 223H192V221H191ZM205 223H206V222H205ZM218 223H220V222H218ZM232 223H233V221H232ZM244 223H245V222H244ZM244 223L242 222V224H244ZM257 223H258V222H257ZM142 224H143V223H142ZM153 224H154V223H153ZM153 224H152V225H153ZM157 224H158V223H157ZM210 224H211V223H210ZM237 224H238V223H237ZM261 224H263V222H262ZM261 224H260V221H259V225H261ZM160 225H161V224H160ZM169 225H170V224H169ZM171 225H172V224H171ZM191 225H192V224H191ZM194 225H195V224H194ZM133 226H134V225H133ZM155 226H156V225H155ZM163 226H164V225H163ZM178 226H179V224H178ZM192 226H193V225H192ZM198 226H199V225H198ZM231 226H232V225H231ZM242 226H243V225H242ZM246 226L248 227V224H247ZM254 226H255V224L253 225V227H254ZM127 227H128V226H127ZM161 227H162V226H161ZM167 227H169V226H167ZM181 227H182V226H181ZM193 227H194V226H193ZM204 227H205V226H204ZM218 227H220V226L218 225ZM221 227H222V226H221ZM223 227H224V224H223ZM225 227H227V225H226ZM236 227H237V226H236ZM244 227H245V226H244ZM128 228H129V227H128ZM173 228H174V227H173ZM176 228H177V225H176ZM239 228H240V227H239ZM242 228H243V227H242ZM261 228H262V227H261ZM263 228H264V226H263ZM133 229H134V228H133ZM178 229H179V227H178ZM182 229H183V228H182ZM184 229H185V228H184ZM186 229H187V228H186ZM186 229H185V230H186ZM189 229H190V228H189ZM195 229H196V228H195ZM202 229H203V228H202ZM244 229H245V228H244ZM168 230H169V229H168ZM176 230H177V229H176ZM176 230H175V231H176ZM185 230H183V231H185ZM193 230H194V229H193ZM193 230H192V231H193ZM197 230H198V229H197ZM204 230H205V229H204ZM210 230H211V229H210ZM210 230H209V232H210ZM219 230H220V228H219ZM219 230H218V231H219ZM249 230H250V228H249ZM254 230H255V229H254ZM154 231H155V230H154ZM173 231H174V230H173ZM181 231H182V230H181ZM189 231L191 232V230H189ZM189 231H187V232H188V233H187L188 235H189V233H190ZM214 231H215V230H214ZM235 231H236V230H235ZM235 231H234V232H235ZM243 231H244V230H243ZM247 231H248V230H247ZM250 231H251V230H250ZM252 231H253V230H252ZM158 232H159V231H158ZM196 232H197V231H196ZM206 232H207V231H206ZM221 232H222V231H221ZM237 232H238V231H237ZM256 232H257V231H256ZM155 233H157V231H156ZM170 233H171V232H170ZM176 233H177V231H176ZM180 233H181V232H180ZM180 233L178 232L177 234H180ZM192 233H193V232H192ZM242 233H244V232H242ZM254 233H255V232H254ZM259 233H260V232H259ZM263 233H264V231H262V234H263ZM26 234L28 235V233H26ZM160 234H161V233H160ZM173 234H174V232H173ZM190 234H191V233H190ZM194 234H195V231H194ZM196 234H197V233H196ZM211 234H212V233H211ZM31 235H32V233H31ZM31 235H30V239H33V238H31L33 235H32V236H31ZM147 235H148V234H147ZM149 235H150V233H149ZM149 235H148V236H149ZM153 235H154V234H153ZM153 235H151V236H153ZM155 235H157V234H155ZM184 235H185V237H186V234H184ZM207 235H209V234H207ZM233 235H234V234H233ZM248 235H249V234H248ZM148 236H147V237H148ZM175 236H176V235H175ZM181 236H182V235H181ZM189 236H190V235H189ZM195 236H196V235H195ZM198 236H199V235H198ZM211 236H212V235H211ZM213 236H214V234H213ZM215 236H216V235H215ZM235 236H236V235H235ZM26 237H27V236H26ZM28 237H29V236H28ZM159 237H161V236H159ZM179 237H180V236H179ZM179 237H178V235H177V238H179ZM192 237H193V235H192ZM196 237H197V236H196ZM209 237H210V236H209ZM218 237H219V236H218ZM154 238H155V237H154ZM154 238H153V240H154ZM172 238H173V237H172ZM189 238H190V237H189ZM193 238H194V237H193ZM205 238H206V237H205ZM211 238H212V237H211ZM211 238H210V240H211ZM223 238H224V237H223ZM240 238H241V236H240ZM26 239H27V238H26ZM30 239H29V240H30ZM130 239H131V238H130ZM149 239H150V238H149ZM156 239H157V237H156ZM182 239H183V238H182ZM182 239H181V240H182ZM191 239H192V238H191ZM213 239H214V238H213ZM238 239H239V238H238ZM22 240H24V239H22ZM29 240H28V242H29ZM172 240H173V239H172ZM177 240H178V239H177ZM205 240H207V239H205ZM214 240H215V239H214ZM239 240H240V239H239ZM31 241H32V240H31ZM33 241H34V240H33ZM144 241H145V240H144ZM151 241H152V239H151ZM156 241H157V240H156ZM161 241H162V240H161ZM178 241H179V240H178ZM178 241H177V242H178ZM183 241H185V239H184ZM34 242H35V241H34ZM154 242H155V241H154ZM185 242H186V241H185ZM195 242H196V241H195ZM208 242H209V240H208ZM212 242H213V241H212ZM29 243H30V242H29ZM41 243H42V242H41ZM156 243H157V242H156ZM156 243H155V244H156ZM162 243H163V242H162ZM179 243H180V242H179ZM181 243H182V242H181ZM30 244H31V243H30ZM32 244H33V243H32ZM32 244H31V245H32ZM191 244H193V243H191ZM35 245H36V244H35ZM42 245H43V246H44V245H48V243H47V244H44V242H43ZM151 245H152V244H151ZM158 245H159V244H158ZM181 245H182V244H181ZM152 246H153V245H152ZM160 246H161V245H160ZM160 246H159V247H160ZM193 246H194V245H193ZM25 247H26V246H25ZM155 247H156V246H155ZM155 247H154V248H155ZM29 248H31V247H29ZM32 248H33V247H32ZM195 248H196V247H195ZM187 249H188V248H187ZM25 250H26V249H25ZM29 250H30V249H29ZM29 250H28V252L31 251V250H30V251H29ZM33 250H34V249H33ZM197 250H198V248H197L195 251H197ZM192 251H193V247H192ZM198 251H199V250H198ZM167 252H168V251H167ZM31 253L33 254V252H31ZM163 256L165 257L166 255H163ZM160 258H161V257H160ZM165 258H166V257H165ZM161 259H163V258H161ZM158 260H159V259H158ZM176 261H177V260H176ZM160 262H161V261H160ZM163 262H164V260L162 261V263H163ZM178 262H179V261H178ZM162 263H161V264H162ZM174 263H175V261H174ZM179 263H180V262H179ZM166 264H167V262H166Z\"/></svg>",
  "mask_w": 264,
  "mask_h": 264
}]
</instances>
